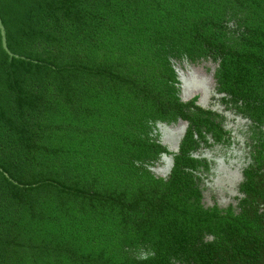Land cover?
Here are the masks:
<instances>
[{"label": "trees", "instance_id": "trees-1", "mask_svg": "<svg viewBox=\"0 0 264 264\" xmlns=\"http://www.w3.org/2000/svg\"><path fill=\"white\" fill-rule=\"evenodd\" d=\"M0 18V264H264V213L202 205L195 133L221 127L174 68L218 60V91L264 123V0H0ZM179 120L158 179L154 130Z\"/></svg>", "mask_w": 264, "mask_h": 264}, {"label": "flooded vegetation", "instance_id": "flooded-vegetation-1", "mask_svg": "<svg viewBox=\"0 0 264 264\" xmlns=\"http://www.w3.org/2000/svg\"><path fill=\"white\" fill-rule=\"evenodd\" d=\"M218 60L211 57L201 59L195 63L183 60L174 61V68H180L181 72L188 77L190 74L195 77L204 87V93L208 96L206 102L203 100V94H199L192 99L195 104L204 110H208L210 120L216 125L220 123L221 139L213 132L203 131L200 136L195 133L196 143L198 145L191 155L197 162L195 170L191 172L195 177V184L199 186L203 194L202 205L209 211L215 209L221 211L227 221L236 215L247 217V211L250 212L248 218L253 219V212L260 210L264 213V194L256 198L260 191L264 192V140L260 139L264 134V123L257 122L246 112L243 101H236L232 95L218 91L217 79L215 77ZM181 88V100L183 97V77L176 71ZM184 102V101H183ZM217 115L216 117H213ZM180 121L177 124L179 125ZM184 121V120H182ZM187 123L186 132L182 139L187 136L190 123ZM154 130V136L159 138L161 144L160 128ZM217 131L220 129L217 127ZM205 135V137H204ZM203 136V137H202ZM179 153L163 154L154 164L151 170L158 179L168 180L172 172L167 175L159 173V170H168L169 163L165 157L175 162V157ZM232 214L233 216H230ZM246 214V215H245ZM212 237L208 236V240Z\"/></svg>", "mask_w": 264, "mask_h": 264}, {"label": "water", "instance_id": "water-1", "mask_svg": "<svg viewBox=\"0 0 264 264\" xmlns=\"http://www.w3.org/2000/svg\"><path fill=\"white\" fill-rule=\"evenodd\" d=\"M0 29H1V33H2V41H3V46L4 49L8 52L11 53V51H9L8 49V44H7V37H6V30H5V26L2 23V20L0 18ZM12 54V53H11ZM13 55V54H12ZM176 71L179 72V74L181 75V77L185 76L180 68L176 67ZM183 97H182V101L186 102L190 99H192L193 97L197 96L199 94V92H201L203 94V100H207L208 96L204 93V87H202V83L199 82L197 79H195L194 76H192L191 74L187 77H183ZM186 127H187V123L184 121H180L179 125H168L165 123H160L158 125V128H160L161 130V144L164 147H167L168 149H170L171 153H179L180 151V145L182 143V139L185 135L186 132ZM166 161L169 163V168L168 170H159V173L163 174V175H167L170 174L175 166L174 164V160L165 157Z\"/></svg>", "mask_w": 264, "mask_h": 264}]
</instances>
